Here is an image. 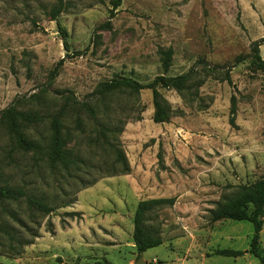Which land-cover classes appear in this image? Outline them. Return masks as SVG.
Segmentation results:
<instances>
[{
  "label": "rangeland",
  "instance_id": "1",
  "mask_svg": "<svg viewBox=\"0 0 264 264\" xmlns=\"http://www.w3.org/2000/svg\"><path fill=\"white\" fill-rule=\"evenodd\" d=\"M63 1L58 22L69 51L50 18L55 0H0V113L13 106L41 115L43 122L26 128L29 138L47 143L50 117L66 97L93 102L97 85L114 75L142 84L161 75L160 49L173 51L167 76L193 69L203 84L186 99L160 89L172 112L163 124L152 122L148 90L109 98L95 120L74 104L63 120L75 161L68 171L14 149L0 115V184L53 208L43 215L24 199L0 206V264H134L138 258L145 264H258L248 253L251 224L211 223L209 212L238 187L264 178V75L245 60L230 69L232 85L223 80L235 58L264 37V0H122L112 17L111 0ZM260 54L264 59V45ZM96 122L112 128L114 149L100 138L94 143ZM116 150L125 157L126 174ZM128 191L134 201L195 195L183 197L180 209L174 202L151 215L149 223L161 225L162 244L138 258L129 233L133 214L117 207ZM260 246L264 250V218ZM217 249L243 254L232 259L214 255Z\"/></svg>",
  "mask_w": 264,
  "mask_h": 264
},
{
  "label": "trees",
  "instance_id": "2",
  "mask_svg": "<svg viewBox=\"0 0 264 264\" xmlns=\"http://www.w3.org/2000/svg\"><path fill=\"white\" fill-rule=\"evenodd\" d=\"M121 3L122 0H111V17L113 16L114 11L121 6ZM64 7L63 0H55V4L50 10V18L56 23L65 51H69L66 41L67 33L58 22V15L63 12ZM105 26L107 27L108 23H105ZM262 45H264V37L253 41L250 44L249 54L237 56L234 63L224 72L223 80L229 85H232L229 74L230 69L245 60H249L253 69L264 75V59L260 54V47ZM72 54L75 56L79 55V53ZM158 55L162 74L155 76L149 83L142 84L130 77L114 75L110 80L101 82L97 85L91 95L95 98L93 102H79L75 99L70 100L69 97H66L64 104L50 117L49 136L46 144L29 138L25 132L27 127L43 122L44 118L37 113L17 111L13 106H9L3 110L0 115L1 120L4 122L8 131L13 148L24 152H33V154L38 155L42 161L44 160L52 170L61 168L68 171V169L75 164V161L71 157L70 152L66 149V135L64 133L63 120L67 116L68 111L75 108L74 104L78 105V107L84 110L91 119L95 120L96 114L99 110H102L103 113H106L108 110L106 103L109 98L119 94L134 96L138 95L142 90H148L151 94L153 107L152 122L155 124L168 123L172 114L171 108L167 101L162 97L159 90H172L179 94L183 99H186V95H191L190 91L193 87L198 89L203 84V80L195 79L197 73L193 69L180 75L167 76L166 74L172 63L173 51L171 48L160 49ZM66 56L69 58V55ZM63 62L64 59H61L56 63L55 67L50 72L49 81L58 75ZM209 70L210 69L207 68V72L211 73ZM262 90L264 96V81L262 84ZM190 100L192 99H188V101ZM235 113L236 99L232 95L230 98L229 111V124L232 127L235 126ZM96 124L98 130L96 131L97 138H95L94 143L98 142L97 140L100 138L103 144L114 149L112 143L113 137L111 136V138H109V135L114 133L112 128L102 123L96 122ZM76 125L77 127L82 126V121L78 117L76 118ZM115 154L117 160L123 162V173L126 174L129 168L126 165L123 153L116 150ZM21 199L25 200L29 208L41 212L43 215H48L53 211L52 207L47 206L39 199L27 195L22 189L6 184H0V206L8 202H17ZM174 202L175 198H156L140 200L137 203L132 217V242L135 251L138 254L137 258L147 250L158 247L162 244L160 223L154 226L150 224L149 221L151 220V215L154 214L155 211L163 207H171ZM209 213V221L211 223L222 220H233L237 222L244 221L250 223L253 228V233L249 241L248 253L257 259L258 264H264V250L260 246V233L264 218V178H260L250 185L238 187L235 196L218 203ZM11 216L14 217L13 215ZM213 254L229 258H237L243 253L235 250L217 249ZM58 262L61 263L60 259H58Z\"/></svg>",
  "mask_w": 264,
  "mask_h": 264
},
{
  "label": "crops",
  "instance_id": "3",
  "mask_svg": "<svg viewBox=\"0 0 264 264\" xmlns=\"http://www.w3.org/2000/svg\"><path fill=\"white\" fill-rule=\"evenodd\" d=\"M154 190L157 191L156 186H154ZM163 190H165L164 186L161 187V189H159V192L160 191H163ZM131 194L132 193H130V191H128L124 196H121V199L119 197V201L117 203V207H118L119 211L124 212V211H130L131 210V214L134 213L135 207H136V205H137V203L139 201H134L133 198H132V196H131ZM188 195L191 196L190 197L191 198L190 200L195 199L194 193H192V192H189V193L183 192V193H181L179 195L180 198H177V200H176V202H175V204H174L173 207H177V209H180L181 202H182V198L183 197H188ZM156 198H171V196L170 195H160V196H151V197H149V199H156ZM189 205H190V207H193L194 206V203L191 202V203H189ZM132 230H133V226L130 227V229H129L130 235H132ZM202 258H204V256H202ZM232 259H236V258H232ZM129 264H131V261H129Z\"/></svg>",
  "mask_w": 264,
  "mask_h": 264
},
{
  "label": "water",
  "instance_id": "4",
  "mask_svg": "<svg viewBox=\"0 0 264 264\" xmlns=\"http://www.w3.org/2000/svg\"><path fill=\"white\" fill-rule=\"evenodd\" d=\"M134 264H145V262L141 258H138Z\"/></svg>",
  "mask_w": 264,
  "mask_h": 264
}]
</instances>
